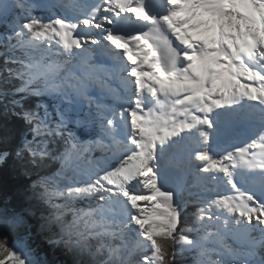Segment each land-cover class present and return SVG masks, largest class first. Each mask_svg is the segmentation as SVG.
<instances>
[{"label":"snow or ice","instance_id":"1","mask_svg":"<svg viewBox=\"0 0 264 264\" xmlns=\"http://www.w3.org/2000/svg\"><path fill=\"white\" fill-rule=\"evenodd\" d=\"M57 4L45 21L38 0H16L26 15L9 22L0 163L16 167L11 187L0 180V264H177L193 251L197 264H264V0ZM9 7L0 0V14ZM93 57L110 65V104L90 94L93 72L73 71ZM238 129L244 146L222 148ZM47 160L55 175L38 171ZM193 169L203 182L189 228ZM221 181L227 192L211 187ZM241 233L240 247L224 242Z\"/></svg>","mask_w":264,"mask_h":264},{"label":"trees","instance_id":"2","mask_svg":"<svg viewBox=\"0 0 264 264\" xmlns=\"http://www.w3.org/2000/svg\"><path fill=\"white\" fill-rule=\"evenodd\" d=\"M38 3L40 4L39 8H36L33 10V15L37 18H40L42 20H47L50 16H53L55 13L56 15L59 14V11L52 7L51 9H47L42 7V3L40 0H38ZM26 15L25 11L23 9L14 7L9 13L7 14H0V73L3 74V76H6L7 73L4 72V60L5 56L3 53L5 52L6 48L9 47L11 44L16 43V37L13 35L11 27L9 25V22L18 17V16H24ZM9 36H12L11 41H9ZM17 55H23L20 49H16ZM9 67H16L14 64H10ZM14 83H17V81H13ZM9 98H4L0 100V111L3 110V107L5 104H8ZM32 100H38L40 98H31ZM47 99V98H45ZM104 104H110V102H101ZM93 108H95V105H93ZM60 150H62V142L58 146ZM98 154V153H97ZM46 166H42L38 171L41 174L50 175L53 171L59 169V162L53 161V160H47L45 162ZM16 167L14 158L7 159L3 163H0V180H3L5 185L8 187L12 186V182L15 179L12 177L11 173L13 169ZM187 183L185 186V190L181 193V200L185 201L184 204V219L186 221V226L191 228L193 227V219L197 213V209L201 207V204L198 202L199 198L201 196V189L200 184L202 183V180L193 175L192 173L188 174L186 177ZM214 188L218 191L227 192V189L225 185L221 182L213 183ZM228 194H231L230 192ZM223 220L224 217H221L219 225L213 221L209 224V231L213 234H216L220 232L222 235V226H223ZM185 226L182 224V227ZM190 238L196 239L197 233L196 232H188L186 233ZM199 235H204L203 233H200ZM57 261H63L66 260L63 257H60L58 254H54ZM177 264H197V254L195 251L191 253H184L182 256H180L177 260Z\"/></svg>","mask_w":264,"mask_h":264},{"label":"rangeland","instance_id":"3","mask_svg":"<svg viewBox=\"0 0 264 264\" xmlns=\"http://www.w3.org/2000/svg\"><path fill=\"white\" fill-rule=\"evenodd\" d=\"M40 2L42 3L41 5H42V7H44V8H47V9H51L52 7H54V8H56L58 11H59V14L63 11V9H61L59 6H58V4H57V0H40ZM15 3H16V0H7V2L5 3V4H7V5H10L11 7H9L8 9H7V11L6 12H3L2 14H7V13H9L14 7H15ZM59 14H57V15H59ZM54 43V42H53ZM45 47H47V45L45 44L44 45ZM86 71H89L90 69H85ZM73 71H74V69H73ZM76 74H79L78 72H76V71H74ZM84 71L82 70L81 71V73H83ZM106 78V79H105ZM104 79H105V81H104ZM99 80L101 81V84H103V83H105V82H108V80H107V77H100L99 78ZM98 89H100V91L98 92V96L96 97V98H94L96 101H98L99 100V98H102L101 96H100V93H103V94H107V92H106V89L104 88V87H102V85H101V87H97ZM103 91V92H102ZM253 116H257L256 114H257V111H253ZM258 118V117H257ZM247 141H246V136H245V134H244V132H243V130H240V129H238L237 131H236V133L234 134V135H231V136H222V137H220V140H219V143H220V145L222 146V148H226L227 150H229V151H231V150H233V148L234 147H236V146H244V144L246 143ZM213 150H214V152H217V153H219V149L214 145V148H213ZM59 169H60V163H59ZM59 169H57V170H55V171H53L51 174H50V176H52V175H55V173L59 170ZM194 173V169L192 170V174ZM191 174V173H190ZM194 175V174H193ZM196 176V175H195ZM197 177V176H196ZM203 182V181H202ZM214 183V182H213ZM211 187H213L214 188V185L212 184L211 185ZM226 187V189H227V186H225ZM218 191V190H217ZM219 192H221V193H223L222 191H219ZM208 195H212L211 193H209ZM76 207H78V208H85V210H87L86 209V204L84 203V202H79V203H77L76 204ZM71 217V214H69V218ZM237 241H239V240H237ZM237 241H235L234 239H233V237L231 236V235H224V242H226L227 244H230L232 247H234V246H240V243L239 242H237ZM207 246L208 247H210V248H212V247H218L219 245H218V243H216V242H214L212 239H209L207 242ZM55 254H58L60 257H63V258H65V259H67L66 257H64V256H62L60 253H55ZM54 258L56 259L57 258V256L55 257L54 256ZM217 257L215 256V255H213V259H216Z\"/></svg>","mask_w":264,"mask_h":264},{"label":"bare ground","instance_id":"4","mask_svg":"<svg viewBox=\"0 0 264 264\" xmlns=\"http://www.w3.org/2000/svg\"><path fill=\"white\" fill-rule=\"evenodd\" d=\"M7 2V0H4V3H6ZM95 59V57H93V59H92V63L95 65L96 63H94V60ZM101 64H104V65H102V66H99L98 64H97V66L95 65V67L94 68H92V69H90L89 71H91V72H93V74L98 78V82H96V83H94L93 85H92V87H91V89H90V94L93 96V98H96L99 94H98V92L100 91V89H98L97 87L99 86V87H101V81L99 80V78L100 77H107L106 75H105V69L106 68H108L107 67V62H101ZM108 66H109V64H108ZM79 68V67H78ZM82 69H84L83 71L85 72L86 70L85 69H88V68H84V67H82ZM82 69H79L80 70V72H78L79 74H81V71H82ZM74 71H76V69H74ZM102 71H104V72H102ZM106 79V78H105ZM105 79H104V81H105ZM99 90V91H98ZM97 91V92H96ZM259 115H260V113H258V115L255 117L254 116V118L256 119V120H258L259 119ZM258 117V118H257ZM87 209V208H86ZM235 241H237V240H239V241H237V242H239L240 243V246L244 243V236H243V234L241 233V234H237V236H236V239H234ZM240 246H234V248H236V247H240Z\"/></svg>","mask_w":264,"mask_h":264}]
</instances>
